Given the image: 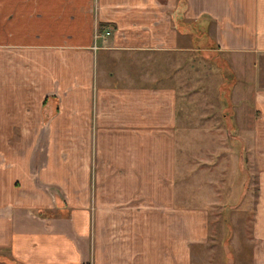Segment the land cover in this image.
I'll return each instance as SVG.
<instances>
[{
    "label": "crops",
    "instance_id": "0c3cea01",
    "mask_svg": "<svg viewBox=\"0 0 264 264\" xmlns=\"http://www.w3.org/2000/svg\"><path fill=\"white\" fill-rule=\"evenodd\" d=\"M178 9L179 0H0V137L19 138L0 150V264H194L209 243L207 209L184 205L205 192L196 198L182 180V149L199 136L186 123L201 116L163 76L146 80L145 67L200 52L197 24L204 50L211 39L237 77L259 72L264 0ZM245 83L257 113L237 84L238 133L206 135L248 143L258 193L247 264H264V87L259 75Z\"/></svg>",
    "mask_w": 264,
    "mask_h": 264
},
{
    "label": "rangeland",
    "instance_id": "374dc122",
    "mask_svg": "<svg viewBox=\"0 0 264 264\" xmlns=\"http://www.w3.org/2000/svg\"><path fill=\"white\" fill-rule=\"evenodd\" d=\"M195 31L200 32L198 27ZM201 40L202 45L197 39L194 43L195 46L201 45L200 52H194L195 54L168 52V55H163L162 71L149 63L144 73H147L146 80L163 76V85L173 86L179 93V99L188 102L185 108L188 111L192 110L194 117H198L199 114L201 116L199 122L190 120L186 123L187 128H199L195 131L199 136L190 137V146L192 143L193 148H189V151L182 149L181 154L183 162L185 161L182 179L185 181V192L192 193L193 196H196L194 194L198 190L200 193L205 192L204 195H200L199 202L184 201V205L204 207L208 211L211 240L195 250L194 264H238L239 262L247 264L252 254L245 240L251 234L257 201V169L255 164L250 163L247 141L241 143L239 138L235 137L232 145L228 137L220 136L218 133L208 137L206 130L217 128V131H221L228 126L232 128L233 135L238 133L235 116L237 110L236 103L232 99V90L237 84L239 88L242 86L248 88L246 83H242L254 81L258 75L262 80L260 86L264 87V66L259 68L257 73L252 71L249 76L240 71L237 77L231 56L221 54L215 48H212L214 51L204 50L203 46L207 39L203 37ZM156 55L146 54L141 58L148 61L150 58L153 60L158 57ZM262 61L264 65V58ZM197 85L199 89L195 88ZM193 89H196V92ZM248 90L251 93L245 91L243 93L250 98L251 110H248L247 105L245 107L255 114L257 112L254 109L253 96L256 87ZM227 93H230V105L227 104ZM241 99L242 97L239 98ZM235 100L238 101V98ZM224 113L225 118L222 117ZM7 139L0 137V150L14 151L15 141L19 138H14L12 141ZM260 139L264 142V138ZM30 144L28 142L24 145V152ZM228 147L231 149L228 150ZM225 150L227 153L224 152ZM194 154L196 158L193 161L189 156ZM92 207L94 208V204Z\"/></svg>",
    "mask_w": 264,
    "mask_h": 264
},
{
    "label": "trees",
    "instance_id": "16d2710c",
    "mask_svg": "<svg viewBox=\"0 0 264 264\" xmlns=\"http://www.w3.org/2000/svg\"><path fill=\"white\" fill-rule=\"evenodd\" d=\"M186 5V0H179V9H178V11L176 12V15L175 16H177L178 14H182V12H183V9H184V6ZM177 21H180L179 19H177ZM190 24H195V23H190ZM197 24H195V26H194V28L195 27H198L199 28V30H200V32H196V34H195V40L196 39H198V38H203L204 36H205V34H207V32H206V29L205 28H203L201 25H197ZM209 46V47H208ZM208 46L206 47V50H210V49H212V48H215L214 46H213V41L210 39L209 40V38H208ZM212 46V47H211ZM196 48H199V49H201L202 47L200 46V45H198ZM204 48V47H203ZM233 85H234V83H233ZM227 86H229V85H227ZM226 97H227V104L228 105H230V103H231V99H230V93H227L226 94ZM230 114H232V113H230Z\"/></svg>",
    "mask_w": 264,
    "mask_h": 264
}]
</instances>
